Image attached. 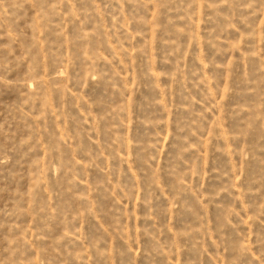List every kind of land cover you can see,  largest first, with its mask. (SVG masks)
<instances>
[{
	"label": "rangeland",
	"instance_id": "obj_1",
	"mask_svg": "<svg viewBox=\"0 0 264 264\" xmlns=\"http://www.w3.org/2000/svg\"><path fill=\"white\" fill-rule=\"evenodd\" d=\"M0 264H264V0H0Z\"/></svg>",
	"mask_w": 264,
	"mask_h": 264
}]
</instances>
